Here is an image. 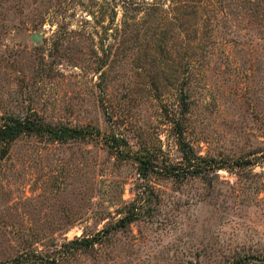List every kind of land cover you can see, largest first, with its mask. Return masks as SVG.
Returning a JSON list of instances; mask_svg holds the SVG:
<instances>
[{"label":"rangeland","instance_id":"1","mask_svg":"<svg viewBox=\"0 0 264 264\" xmlns=\"http://www.w3.org/2000/svg\"><path fill=\"white\" fill-rule=\"evenodd\" d=\"M6 114L100 134L0 156V264H264V0H0Z\"/></svg>","mask_w":264,"mask_h":264},{"label":"trees","instance_id":"2","mask_svg":"<svg viewBox=\"0 0 264 264\" xmlns=\"http://www.w3.org/2000/svg\"><path fill=\"white\" fill-rule=\"evenodd\" d=\"M178 126L179 129L176 134L181 160L177 163L165 164L162 170H158L159 163L156 161L157 157L153 151L146 148L137 151L133 156L138 162V170L143 177H146L150 172L159 171L162 175L168 177L203 176L206 178L209 169L216 170L225 167L223 160L203 156L194 151L193 147L185 140L184 126L181 119ZM99 134V130L91 126H67L49 123L38 116L6 114L0 116V156L7 155L12 143L23 136H33L48 142H66L68 140L86 139ZM107 140L115 150H119L126 145L125 139L114 133L109 134ZM240 160L231 161L233 164H241ZM82 241L94 242L95 237L86 238Z\"/></svg>","mask_w":264,"mask_h":264}]
</instances>
